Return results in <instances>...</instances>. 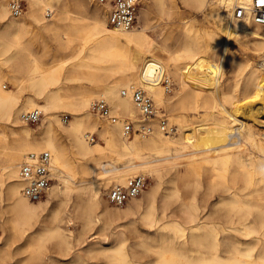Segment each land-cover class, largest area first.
<instances>
[{"label":"bare ground","instance_id":"6f19581e","mask_svg":"<svg viewBox=\"0 0 264 264\" xmlns=\"http://www.w3.org/2000/svg\"><path fill=\"white\" fill-rule=\"evenodd\" d=\"M155 1L164 14L173 16L184 6L202 11L207 22L184 15V24L168 28L158 41L150 32L147 8L141 11L144 24L124 28L110 23L106 3L96 2L100 8L86 14L84 0H28L23 16L11 13L9 0H0V116L12 133L4 134L0 143V264L9 248L24 245L20 241L26 236L37 240L29 247L34 260L47 240H55L59 258L51 257L47 264H90L89 255L106 256L107 264H141L123 218L157 228L159 242L153 244L150 233L138 242L157 252L155 264H264V243L255 246L251 241L256 234L264 235V129L259 124L264 118L256 120L264 112V69L259 66L264 24L233 15L229 9L241 0ZM28 22L53 31L70 53L43 64L30 42L23 41ZM201 35L211 39L205 77L188 70L203 51ZM231 38L239 43L238 54L247 53L245 58L230 51ZM227 53L239 63L230 82L223 58ZM9 74L16 83L26 81L33 94L21 98L6 85ZM64 76L89 84H80L76 91H68L67 84L50 88ZM165 76L170 85L163 84ZM136 86L147 89L158 104L169 101L178 110L168 118L173 130L161 129L155 119L151 133L123 132V119L139 111L132 98ZM100 96L111 102L119 121L103 122L95 115L91 103ZM61 103L75 110L69 126L56 124L54 108ZM34 108L44 112L39 132L22 124V112ZM96 129L104 142L89 139ZM42 150L52 154L55 182L45 201H33L22 191L19 167ZM138 173H147L153 182L125 204L110 206L103 186ZM206 176L208 188L220 186L225 192L213 211L205 210L197 195ZM164 181L170 182V191L158 204ZM75 193L89 198L82 204ZM51 199L57 203L47 216ZM170 199L178 201L181 215ZM219 207H226L223 218L212 219ZM162 228L169 232L162 234Z\"/></svg>","mask_w":264,"mask_h":264},{"label":"rangeland","instance_id":"374dc122","mask_svg":"<svg viewBox=\"0 0 264 264\" xmlns=\"http://www.w3.org/2000/svg\"><path fill=\"white\" fill-rule=\"evenodd\" d=\"M9 1L11 2V0H9ZM22 1L25 4V9L22 12V14L24 16L26 13V10L29 8L28 7L29 3H28V0H22ZM150 1L154 4H152ZM154 1L155 0H140V6H139V10H138V21H137L136 26L145 23L144 20L142 21V16H141L142 12L141 11H143L144 9L146 10V8H147L149 10L148 14H149L150 32L153 33V35L156 37V39L158 41H162V36H163L162 33L165 32L166 30H168V28L176 29L179 25H183L184 22H183L182 16H184V15H186L187 17H190V16L195 17L198 20L199 24H205L207 22L205 14L200 10H196L194 8H187V7L182 6V7H177V12L173 16H169V15L161 12L160 8L156 4V1L155 2ZM84 2L87 3V5H86L87 9L82 11V13L91 14V10L93 8L99 7V3H96L93 1H87V0H84ZM74 8H76V7H74ZM101 10H103V9H101ZM105 12L108 14V10ZM47 16H50V15H47ZM200 30H202V28H200ZM229 40L227 41V43H228L230 51H233V52L235 51L236 52L235 56L238 58H245L247 53H245V55L238 54V52L241 51L239 43L234 38H231ZM23 41L24 42H28V41L30 42L31 49L38 56L39 60L45 65H50V64L54 63L58 58L65 56V55H68L70 53V48L60 47L57 36L55 35V33L53 31L40 28L37 25H35L33 22H28L26 24L25 29L23 31ZM169 43L171 46H174V44L172 42H169ZM209 43H211V39L209 37H207L206 35H201V45H202L203 51L200 54L199 60L192 63L188 67V70L191 71L193 74H195L198 77H205L206 76L205 75V69L206 68H205L204 64L206 61L205 54H206L207 50L209 49L208 48ZM224 43H225V38L222 37L220 39L221 47L224 46ZM12 52H14V50ZM223 58H224L225 75H226L227 81H229V82L233 81L235 79L237 73L239 72V63L237 60H234L229 53L225 54ZM263 58H261L259 60V66H261L264 69ZM260 62H261V64H260ZM5 69H6V71H9V67L6 66ZM171 78L173 79V77H171ZM5 83L7 86L15 88V91L18 94H20L21 98L25 97L28 93L33 94V90H31L28 87V84L26 83V81H24V83H16V81L13 80V78L11 77L10 74H9V78L5 81ZM63 84H67V85H63ZM80 84L87 85V84H89V82H88V80L80 81V80L74 79L72 77L67 78L64 76L62 78V80L52 83L50 85V88L51 89H58L59 87H61L63 85V86H66V88H70V89H67L68 91H76V90L80 89V86H79ZM175 85H176V83L173 79L172 85L170 86L173 88L172 94L175 93V91H174ZM67 90L65 89L63 92H67ZM110 104H111V102H110ZM158 105L160 107V110L165 112L168 117H170L171 115H173L175 112L178 111L176 108L173 107V105L170 104L169 101H167L165 105L163 104V102L161 104H158ZM111 106H112V104H111ZM54 110H55V113L59 116V120L56 122V124H59L62 127L69 126V121H70V119H72L74 117L75 110L70 105L63 104V103L57 105L54 108ZM260 113L257 115L259 118L256 117L257 121H260V118H261V120H263V118H264V115H263L264 112H260ZM95 115H97V117L99 119H101L103 122L106 121V120H104L105 117L100 115V113L99 114L95 113ZM122 115L127 116L128 114L125 113ZM43 116H44V112L42 111L41 118L38 121H36V122H25L22 120L23 121L22 124L25 126L31 127L36 132H39V131H41V127L44 123V117ZM132 118L139 119L140 118L139 111H138L137 115L132 117ZM262 122H264V121H262ZM262 122L261 123L259 122V124H260L261 128L264 129V124ZM89 133H90L89 139L92 140V142H96V141L104 142V139L101 137L98 129H96L95 131H90ZM4 134H8L10 137L12 133H11V130L9 129L6 121L0 116V143L4 139ZM132 134L135 135V134H141V133L135 132ZM64 139L66 140V142L68 141V143H69V140H67V137H64ZM143 174L146 175V177H147V182H146V185L144 187V189H146L150 185V183L153 182V180L147 173H143ZM204 181H205V183L203 182V185L200 188H198L197 195H198L200 202H202L205 205V207H206L205 210L213 211L216 208V206L219 204V199L221 198V196L223 194H225V192H224L223 188L220 186H217L212 190L210 188H208V177L207 176L204 178ZM54 182H55V179H53L52 183H54ZM111 184L112 183L103 186V191H104L105 197H107L106 194H107L108 188L110 187ZM182 184L183 183L181 182V187L183 186ZM169 185H170V182H168V181H164L162 183V189L160 190L161 193H159V195H158L159 196L158 197V200H159L158 204L161 203L162 196L166 192L170 191V188H168ZM184 194H185V191H183V195ZM74 195H76V199H78V200L81 199L80 201L82 204L85 203L89 198L88 194H83V195H81L80 198L77 197L76 193ZM48 196H49V192L47 191L46 195L43 196L41 199L43 201H45L48 198ZM179 201H180V199H179ZM171 202H172V200H171ZM50 203H51V209H50V211H48L49 213L46 214L47 216H49L50 212L56 206L57 199H54V200L51 199ZM108 204L110 206H113V207H116V206L118 207V206L122 205V204L117 205V204H114L110 201ZM172 204H173L172 208H174L175 210H178L177 214L181 215V213L179 211V207H175L178 204V201L176 200L175 202H172ZM73 208H74L73 204H70L69 209L73 210ZM225 208H223V207L217 208V210L214 213H212V215H211L212 219L217 220V219L223 218L224 212L226 210ZM120 222L125 223V230H126L128 242H130V244L134 246L133 249L136 250L135 251L136 255L138 257H140L142 260L141 264H155V261H156L157 256H158L157 252L153 249H149V250L143 249V247L141 245H139L138 242H141L144 239H148L147 238L148 233L155 236V239L152 241L153 244H156L157 242H159L160 238L158 236L159 234H157L158 233L157 228L155 226L150 227L148 224L144 223L140 219L136 220L135 222H131L129 219L123 218V219H121ZM62 223L64 224V222H62ZM75 224H77V223H74V225ZM159 232L168 233L169 231L167 228H162V229H159ZM93 233L99 234V232L97 233L95 231V229H94ZM2 235H3V230L0 228V236H2ZM97 236H100V235H97ZM29 240L32 243L29 244ZM251 241L253 242V244H255V246H258V245L260 246L261 244L264 243V235L256 234L255 236L251 237ZM36 242H37V240L34 237L33 238L31 237V239H30V237L26 236L25 238L21 239L20 243H22L24 245L21 246V244H20V246H18L17 244H15L14 249H11L12 247L9 248V253L3 255L4 258L1 260V264H27V263L28 264H47L50 260H52L51 257L55 258L56 256H58L57 255V254H59L58 253V247L55 243V240H50V241L47 240L44 243V245L42 246L41 251L39 252L41 254L38 253L37 257H35V260L33 259L34 257L31 259V257H30L31 250L29 247H31V245L35 246L37 244ZM227 242L229 243L230 241H227ZM18 248H21V249H18ZM48 256L50 257V259L48 258ZM87 257H89V259ZM87 257H86L88 259L87 262L90 264H94V263L107 264V261H108V258L106 256H103V255H100V256L89 255ZM58 258H59V256H58ZM58 258H57V261H58ZM29 259H31L32 261L31 260L29 261ZM41 260H42V262H41ZM91 262H93V263H91ZM75 264H78V263H75Z\"/></svg>","mask_w":264,"mask_h":264},{"label":"built area","instance_id":"2783aa9c","mask_svg":"<svg viewBox=\"0 0 264 264\" xmlns=\"http://www.w3.org/2000/svg\"><path fill=\"white\" fill-rule=\"evenodd\" d=\"M109 5L108 14L110 23L119 27L131 28L137 24L140 0H90ZM11 13L20 15L25 4L22 0H11ZM236 17H250L254 22L264 24V3L261 0H241L229 9ZM264 65V58H263ZM165 85H170L169 77L163 79ZM126 94L127 89L123 88ZM132 98L139 109L140 118L123 119L122 129L125 134L151 133L154 131V120L157 119L159 126L164 130H173L169 123L167 114L160 110L153 95L144 87L136 86L132 91ZM91 107L105 118L113 122L119 121L120 117L114 113L109 100L105 96L96 97L92 100ZM42 110L39 108L22 112L21 118L25 122H36L41 118ZM52 154L50 151L42 150L31 153L20 165L19 175L24 184L23 193L31 200L36 201L46 195L54 177L51 169ZM147 177L143 173L129 176L125 182H116L108 188L107 197L110 202L121 205L132 197L140 194L145 187ZM3 188L0 186V204Z\"/></svg>","mask_w":264,"mask_h":264},{"label":"snow or ice","instance_id":"6c2138e0","mask_svg":"<svg viewBox=\"0 0 264 264\" xmlns=\"http://www.w3.org/2000/svg\"><path fill=\"white\" fill-rule=\"evenodd\" d=\"M262 3H264V0H261Z\"/></svg>","mask_w":264,"mask_h":264}]
</instances>
